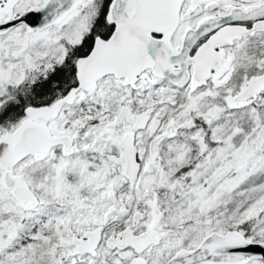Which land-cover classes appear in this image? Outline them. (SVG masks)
I'll use <instances>...</instances> for the list:
<instances>
[{
	"label": "snow or ice",
	"instance_id": "6c2138e0",
	"mask_svg": "<svg viewBox=\"0 0 264 264\" xmlns=\"http://www.w3.org/2000/svg\"><path fill=\"white\" fill-rule=\"evenodd\" d=\"M0 264H264V0H0Z\"/></svg>",
	"mask_w": 264,
	"mask_h": 264
}]
</instances>
